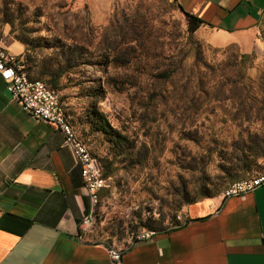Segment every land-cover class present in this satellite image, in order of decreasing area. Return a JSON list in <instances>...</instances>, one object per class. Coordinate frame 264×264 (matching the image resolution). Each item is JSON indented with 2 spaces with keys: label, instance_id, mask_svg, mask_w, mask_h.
<instances>
[{
  "label": "rangeland",
  "instance_id": "1",
  "mask_svg": "<svg viewBox=\"0 0 264 264\" xmlns=\"http://www.w3.org/2000/svg\"><path fill=\"white\" fill-rule=\"evenodd\" d=\"M208 40L169 0H0V46L47 85L63 72L64 114L111 171L84 240L122 250L182 223L198 192L264 173V158L232 170L264 136V13L247 48Z\"/></svg>",
  "mask_w": 264,
  "mask_h": 264
},
{
  "label": "crops",
  "instance_id": "2",
  "mask_svg": "<svg viewBox=\"0 0 264 264\" xmlns=\"http://www.w3.org/2000/svg\"><path fill=\"white\" fill-rule=\"evenodd\" d=\"M176 4L210 24L196 31L208 41L244 48L264 13V0ZM92 207L62 133L24 112L0 79V264H264V185L188 205L182 223L122 248L119 261L83 239Z\"/></svg>",
  "mask_w": 264,
  "mask_h": 264
},
{
  "label": "built area",
  "instance_id": "3",
  "mask_svg": "<svg viewBox=\"0 0 264 264\" xmlns=\"http://www.w3.org/2000/svg\"><path fill=\"white\" fill-rule=\"evenodd\" d=\"M176 2L177 0H169ZM0 79L4 82L7 92L17 101L22 110L36 119L54 125L63 135L65 145L69 148L75 164L79 167L83 187L91 204L97 203L99 194L107 185V179L102 176L98 162L91 156L83 144L72 140L71 133L63 122L61 103L58 93L46 83L32 79L23 64L12 54L0 46ZM264 185V175L249 176L230 184L222 193V197L239 196L251 193ZM88 214L82 218L81 227L84 230L90 225ZM156 233L146 230L141 232L136 240H150ZM110 258L121 259V251L108 249Z\"/></svg>",
  "mask_w": 264,
  "mask_h": 264
},
{
  "label": "trees",
  "instance_id": "4",
  "mask_svg": "<svg viewBox=\"0 0 264 264\" xmlns=\"http://www.w3.org/2000/svg\"><path fill=\"white\" fill-rule=\"evenodd\" d=\"M178 8L183 13V15L186 19L188 32L190 34H193L195 31H197L202 25H210V24L206 23L203 19L199 18L198 16H195V15H192V14L185 12L179 6H178ZM20 42H23V41L20 40ZM62 74H63L62 71H56V72L50 74V77L47 80V82L49 84L48 86L52 90H54L55 92H57L59 90V83H60V79H61ZM32 79H36V78H32ZM96 115H99V114L96 113ZM97 117L98 118H96L97 119L96 123H97L98 131H101L102 133H104L106 135H111L113 131L111 130V128L108 125V123L106 122V120L100 116H97ZM114 138H115L114 139L115 142H120L119 136L115 135ZM244 148H246V149H244ZM91 156L98 162V164L101 168V171H102V176L108 180V178L111 175V171L105 169L106 166L102 160L97 159L92 154H91ZM254 158H264V136H262V137L254 136V138H252L248 142L247 146L242 147V153L235 158V163L232 165V170L236 174V177H238L239 175L244 176L245 174L249 173V171L251 170V168L255 164ZM258 174H260V173H258ZM258 174H256V175H258ZM213 193H214V190H208L206 192L201 191V192L197 193L196 197L213 198L214 196H216V194L213 195ZM193 203H196V199H191L189 201L184 202V204H187V205H190ZM186 222H187V220H186ZM178 225H176V226H178ZM176 226H174V227H176ZM174 227H172V228H174ZM152 231H154V230H152ZM162 231H165V230H162ZM154 232L157 233L156 231H154ZM159 232H161V231H159ZM134 242H137V240H135Z\"/></svg>",
  "mask_w": 264,
  "mask_h": 264
},
{
  "label": "bare ground",
  "instance_id": "5",
  "mask_svg": "<svg viewBox=\"0 0 264 264\" xmlns=\"http://www.w3.org/2000/svg\"><path fill=\"white\" fill-rule=\"evenodd\" d=\"M61 110H62V116H63V122L65 124V127L68 128L69 132L71 133V137H72V140L77 143V144H83V148L85 149H88L87 146L77 137V135L74 133V130L72 128V126L70 125V123L68 122L65 114H64V111L61 107ZM258 175H264V173H261V174H258ZM96 203H94L92 206H94ZM94 210V208H93ZM88 219L91 220L92 219V210L91 212L89 213L88 215ZM149 231V230H148ZM151 233H155L153 231H150ZM137 238V237H136Z\"/></svg>",
  "mask_w": 264,
  "mask_h": 264
}]
</instances>
